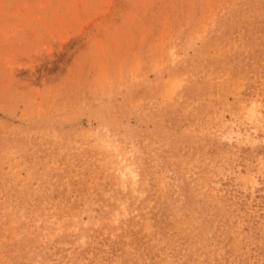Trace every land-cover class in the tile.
Segmentation results:
<instances>
[{"label":"rangeland","instance_id":"1","mask_svg":"<svg viewBox=\"0 0 264 264\" xmlns=\"http://www.w3.org/2000/svg\"><path fill=\"white\" fill-rule=\"evenodd\" d=\"M0 264H264V0H0Z\"/></svg>","mask_w":264,"mask_h":264}]
</instances>
